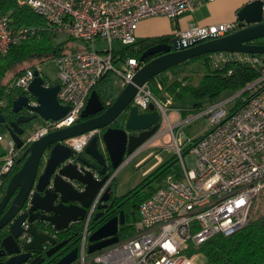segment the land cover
<instances>
[{"label": "built area", "instance_id": "built-area-1", "mask_svg": "<svg viewBox=\"0 0 264 264\" xmlns=\"http://www.w3.org/2000/svg\"><path fill=\"white\" fill-rule=\"evenodd\" d=\"M215 1L17 0L20 6L43 17L47 30L65 33L72 39L92 45V48L76 50L55 59L57 82L61 86L58 101L62 106L70 107L65 117L47 121L46 126L23 140L21 148L7 130L0 133V201L6 179L27 148L43 135L79 123L92 93L104 77L113 74L122 89L132 82L143 63L133 58L114 62L115 41L126 46L134 45L142 21L157 17L176 21ZM260 1L263 3L264 21V0ZM244 26L238 19L216 25H191L175 33L173 38L187 47L229 36ZM39 32L35 26L16 27L11 16L0 9V55L7 54L12 47L37 36ZM96 40L106 41L109 48L104 52L97 51L94 48ZM209 59L214 67L237 60L243 65L259 68L261 76L243 91L248 94L240 109L228 111L226 104L229 99L216 101L204 108L199 116L209 118L207 134L198 141L189 139L187 142L180 131L183 119L180 117L182 120L173 123L169 116L173 98L167 95L166 100H162L154 94L150 82L139 87L131 106L144 114L154 105L160 116L161 128L153 139L126 157L125 162L169 137V142L160 147L174 152L181 178L175 174L168 176L165 185L140 204L139 221L132 237L89 254L88 238L94 231L95 213L98 206L104 204L103 197L114 180V175L110 174L81 222L83 229L76 245L78 258L72 264H194L197 255L187 254L192 247H199L217 235L230 237L248 225L256 202L264 192V55L214 53L209 54ZM37 75L44 80V87L55 85L44 77L41 63L28 68L9 85L10 90L21 92L19 96H28L30 106H38L36 98L28 91ZM6 105L4 99L0 100V109ZM165 120L168 127L163 129ZM95 134L90 132L70 139L66 145L75 156L80 155ZM188 146L190 148L186 151ZM188 154L191 155L189 165L185 161ZM153 157L157 167L165 163L159 153ZM71 162L72 158L66 161ZM96 178L100 179V176L96 174ZM76 188L84 191V186L76 185ZM46 224L52 229H44L43 232L56 238L58 232ZM23 227L25 232L20 240L30 241L31 236L27 233L29 224L25 222Z\"/></svg>", "mask_w": 264, "mask_h": 264}, {"label": "water", "instance_id": "water-1", "mask_svg": "<svg viewBox=\"0 0 264 264\" xmlns=\"http://www.w3.org/2000/svg\"><path fill=\"white\" fill-rule=\"evenodd\" d=\"M262 10L263 3L260 0L246 4L237 11V19L245 25L244 28L220 39L185 47L179 39L172 38L170 43L150 47L140 57L142 68L111 105L105 106L94 91L79 123L43 135L32 143L23 153L22 159H26L11 177L0 201V232L7 231L1 242L0 252V258L5 260L0 261V264H43L61 249L46 264L74 263L78 258V247L74 246L78 239L70 236L58 242L56 238L39 230L36 222L48 223L56 232L61 233L84 221L96 194L110 178L109 171H117L126 157L133 155L156 136L161 124L155 106L151 105L144 114L131 106L139 87L179 65L205 55H264V45L256 43L257 40L264 39ZM150 58L152 59L149 60ZM43 82L37 75L28 88L31 96L36 98L38 106H30L28 96H19L13 102V113L18 114L25 108L32 112L31 116L21 115L6 125V130L19 148L23 145L19 137L23 134L21 124L38 118L58 121L70 111V107L62 106L58 101L60 84L46 88ZM122 116H125L124 126L119 129L113 127ZM5 123L6 117L0 112V125ZM90 132L96 134L84 152L75 156L66 141ZM129 132L134 134L130 135ZM103 149H106L108 155ZM69 158L73 162L66 163ZM96 174L100 179L96 178ZM76 185L84 186V191L78 190ZM110 191L109 188L103 197L104 204L98 206L99 213L94 221L109 206H113V203H109ZM124 218V212H121L98 230L91 232L88 253L93 254L118 243L119 228L126 223ZM25 222L29 224L27 233L31 236L30 241L20 240L25 232ZM48 244L52 248L42 257L40 254L46 250Z\"/></svg>", "mask_w": 264, "mask_h": 264}, {"label": "trees", "instance_id": "trees-1", "mask_svg": "<svg viewBox=\"0 0 264 264\" xmlns=\"http://www.w3.org/2000/svg\"><path fill=\"white\" fill-rule=\"evenodd\" d=\"M0 9L2 12L8 13L11 16L16 27L35 26L40 29L37 36L15 45L7 54L0 55V100L4 99L7 104L5 107L1 108L0 111L5 114L7 119H10V115L13 113V102L15 101L16 96H19L21 92L9 89L12 80L5 82L8 74L24 64L32 63L34 61L42 64L46 60H55L61 55L72 53L76 50L70 49L66 43H60L58 41V36L61 34L47 30L45 28L46 22L43 20L44 18L33 12L30 8L20 6L17 3V0H0ZM172 38V36H162L143 39L140 42L131 45L132 48L129 50L123 52L116 51L114 62L120 60L123 61L128 58L140 60V57L147 49L160 43L169 42ZM256 43L264 45V39L257 40ZM151 59L152 58L149 60ZM197 62H204L205 69V74L197 86L184 84L178 79L170 82L168 78L162 79L161 76L155 77L150 83L153 84L155 89L160 91L164 90L166 93H169L174 101L177 98L182 97L183 93H191L195 100L194 108L191 111L199 113L204 109V102H207V104L210 105L216 102L224 93L242 92L261 76V70L259 68L243 65L237 60H230L214 67L210 62L209 55L192 59L182 65H189ZM180 66L181 65L167 72H175L176 68ZM28 68L16 72L14 78L16 79L20 77ZM230 71L232 72L231 74ZM55 84H58V82ZM121 89L122 87L119 81L114 77H111V74H109L97 85L95 91L102 103L107 106L115 101L119 92H121ZM245 94L248 93L244 92L239 98L241 99ZM188 112H182L181 116L183 119L186 118ZM124 120L125 116H122L116 122L120 128L124 126ZM1 131L3 132L0 133H4L6 130L4 129ZM195 141H198V139ZM0 155H2L1 151ZM176 162L177 160L175 157V160H171L158 166L155 172L149 176L143 184L124 197L118 198L113 194V180L109 186L111 189L109 193L111 196L109 203H113V206H109L107 211H105L99 219L93 222L92 227H94V231L96 229L98 230V228L110 218L118 216L121 212H124L126 223L119 228V240L123 241L132 237L136 232V224L139 221L140 204L148 199L156 190L147 195H143L142 192H144L154 180L163 177L167 178L172 174H175L177 178H181L179 167L174 166L176 165ZM18 170L19 168L15 167L14 171L11 172V175L6 179L4 191L11 177ZM112 173L113 172H111V174ZM82 229L83 223H80L74 225L71 229L62 234H65V237L75 236L74 239H78L79 241ZM6 235L7 231H1L0 248H2L1 242ZM187 254L189 256L198 254L204 255L206 264H264V212L259 219L250 221L246 227L236 234L230 237L217 235L202 245H199V247H192Z\"/></svg>", "mask_w": 264, "mask_h": 264}, {"label": "rangeland", "instance_id": "rangeland-1", "mask_svg": "<svg viewBox=\"0 0 264 264\" xmlns=\"http://www.w3.org/2000/svg\"><path fill=\"white\" fill-rule=\"evenodd\" d=\"M149 20V19H148ZM151 20V19H150ZM174 24V23H173ZM159 29H164L165 27L168 28L167 23L165 22H159L158 24ZM175 25V24H174ZM174 27V26H173ZM58 41L60 43H66L67 46H69L72 50L77 51H87L89 48H92V45H87L83 41L75 40L70 38L68 35L61 34L58 36ZM140 39H137V42H140ZM94 48L99 52H104L106 49L109 48V44L106 41L102 40H96L94 42ZM113 48L115 51L123 52L126 50H129L132 48V46H126L123 45L121 42L115 41L113 43ZM204 62H197L192 63L189 65H181L180 67L176 68L175 72H165L161 74L160 76L163 78H168L170 82H173L174 80L178 79L182 81L184 84H191L193 86H197L200 83V80L204 76ZM36 64H40L39 62H32L22 65L21 67H18L17 69L11 71L5 82H8L10 80H14L15 73L21 70H24L28 67H33ZM57 66L55 64L54 59L46 60L44 63H42V70L43 75L46 78V80L50 81L51 83H56L58 81V72H57ZM113 77V74L111 75ZM152 85V90L154 94H156L158 97H160L162 100H166L167 95L170 96L169 93H166V91L155 89ZM154 88V89H153ZM122 91V89H121ZM120 93V92H119ZM243 94V91L238 93H224L222 94L218 99L217 102H222L224 100H230L228 104H226V108L228 111H236L241 108L242 102L244 101V98L247 97V94L243 95L240 99L239 97ZM174 100V99H173ZM194 98L191 93H183L182 97L177 98L173 103V107H171V110L169 112V116L171 117L173 123L177 120L181 119L182 112H188L186 118H182L184 123L181 126V135L184 138L183 140L187 142L189 139L196 140L199 138H202L207 134L208 131V124H209V118L207 116H199L203 111L199 113L192 112L191 110L194 108L195 102ZM209 106L207 102L203 103V107L206 108ZM181 117V118H180ZM181 119V120H182ZM33 131L31 133H34L36 130H38L40 127L46 126L47 121L42 120V118L36 119L33 123ZM168 127V122L165 120L163 129H166ZM1 130H4L1 128ZM0 132H3L1 131ZM31 135V134H30ZM29 135V136H30ZM26 136L25 138H27ZM24 138V139H25ZM169 142V137H165L164 141L161 142V144ZM160 144V146H161ZM158 145V143L154 144V146L150 149H144L138 154H135L133 158L130 160L124 162V164L117 170H110L109 172H113L112 175H114V193L116 197H124L128 195L131 191L135 190L137 187H139L141 184L144 183V181L151 176L155 170L157 169L156 166V160L153 157V154L159 153L162 158L164 159L165 163L175 160V154L172 151H165ZM189 149V146L186 148V150ZM103 151L107 154L106 149H103ZM108 155V154H107ZM191 155L185 156V161L187 165H189V158ZM108 157V156H107ZM127 160V158H126ZM177 160V157H176ZM179 161L176 162V167H179ZM189 167V166H188ZM166 178H160L158 180H154L150 183L149 187L142 192L143 195H147L150 192L159 189L160 187L165 185ZM264 212V192L261 194V197H259L258 201L256 202L253 214L251 216L250 221L259 219L261 215H263ZM99 211L95 213L98 214ZM249 221V223H250ZM248 223V224H249ZM194 264H206V259L204 255L198 254L195 256Z\"/></svg>", "mask_w": 264, "mask_h": 264}, {"label": "crops", "instance_id": "crops-1", "mask_svg": "<svg viewBox=\"0 0 264 264\" xmlns=\"http://www.w3.org/2000/svg\"><path fill=\"white\" fill-rule=\"evenodd\" d=\"M252 1L254 0H216L213 3L203 5L190 14L187 13L176 21H172L165 17L149 18V20L146 19L141 22L137 39L143 40L162 36L173 37L175 33L185 30L191 25L230 23L237 19V11ZM159 22L167 23L168 28L159 29V27H157L159 26ZM175 117L177 120L176 115ZM156 143L160 146V142L157 141Z\"/></svg>", "mask_w": 264, "mask_h": 264}, {"label": "flooded vegetation", "instance_id": "flooded-vegetation-1", "mask_svg": "<svg viewBox=\"0 0 264 264\" xmlns=\"http://www.w3.org/2000/svg\"><path fill=\"white\" fill-rule=\"evenodd\" d=\"M165 43H170V41H169V42H165ZM160 44H161V43H160ZM21 115H24V116H31V115H32V112H31L30 110H28V109L25 108V109H23V110H22L20 113H18V114L12 113V115H10V119H7V118H6V123H5V125H0V126L6 130V125H7L8 123L14 122V121L17 120V118H18L19 116H21ZM4 116H5V114H4ZM34 121H35V120L20 125V128H21L22 131H23V134H22V135H19V137L22 139V141L24 140V138H25L26 136H29V135L31 134V132L33 131V125H32V123H33ZM113 127L118 128V129L120 128V126H119L117 123H115V124L113 125ZM121 128H122V127H121ZM129 134H130V135H131V134H134V132H129ZM22 156H23V154H22ZM22 156L19 158V160H17L16 168H19V169H20L21 166H22V164H23V162H24V160L26 159V158L22 159ZM8 183H9V182H8ZM8 183H7V185H8ZM6 188H7V187H6ZM5 192H6V189H5L4 193H3V196H4ZM104 212H105V210H104ZM36 225L38 226L39 230H41V231H43L44 229H45V230H51V229H52L51 227H47V224H46L45 222H38ZM0 233H1V232H0ZM62 233H63V232H61V233H57V234H56V239L58 240V242H61V241L65 240V239L69 238V237H65V234H62ZM76 245H77V244H75L74 246H76ZM50 248H52V247H51L49 244H48V246L46 245V250H44L40 255H42V257H45V252H46L48 249H50ZM1 250H2V248H0V252H1ZM61 250H62V249H61ZM61 250H59L58 252H56V253L52 256V258L55 257L56 255H58V254L60 253ZM52 258H47L43 264L48 263V261H50ZM4 260H5V258H2V257L0 258V261H4ZM56 260H58V258H57Z\"/></svg>", "mask_w": 264, "mask_h": 264}]
</instances>
